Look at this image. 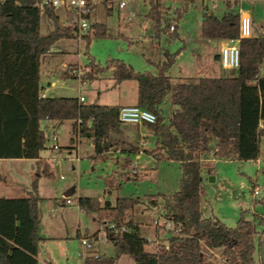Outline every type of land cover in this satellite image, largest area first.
<instances>
[{"label": "trees", "instance_id": "obj_1", "mask_svg": "<svg viewBox=\"0 0 264 264\" xmlns=\"http://www.w3.org/2000/svg\"><path fill=\"white\" fill-rule=\"evenodd\" d=\"M227 4L228 11L222 17L213 12L204 14L205 39L227 41L240 37L241 14L235 10L237 3ZM188 10L187 2L175 10V30L170 31V26L162 25L167 8L161 1L150 2L147 18L155 26L158 47L162 34L179 38L177 28ZM68 13L70 29L62 27L55 9L42 10L34 0L0 3V160L36 161L33 193L22 198L0 197V264H39L41 199L36 192L42 176L53 177L50 165L41 157L50 141L42 125L45 120L57 127L73 122L74 132L94 144L95 161L105 160L108 152L123 146L117 138L121 133L118 119L121 107L85 104L74 97L40 96L43 59L58 40L74 38L76 27L72 14ZM44 15L54 24V30L47 36L41 34ZM92 36L112 37L113 34L105 24L92 25V31L83 37L88 48ZM239 47L240 67L234 74L177 83L168 76V71L180 51H166L165 59L156 65L157 74L136 72L122 60L102 65L89 59L87 72L82 77L84 83L108 71H112L115 85L137 82L135 106L157 117L156 123L144 124L157 139L151 154L158 162L178 163L182 178L172 197L173 213L167 217L174 231L169 232L167 244L157 245L155 251L149 250L151 242L141 236L139 225L131 216L139 198H118L115 205H103L98 198H82L79 204L83 211L96 214L100 221L111 219L119 228H126L118 237L108 238L115 246V257H89L86 264H116L122 256H129L135 264H207L214 250H222L228 264H264V231L259 236L254 222L242 215L236 227L230 228L217 218H204L201 210L205 194L202 160L210 157L257 161L264 142L261 139L264 131L260 128V122L264 121V77L260 76L264 36L241 39ZM169 92L177 109L166 120L160 106ZM132 180L140 179L129 174L122 179L123 182ZM115 182L118 183L116 179H109L108 188L114 187ZM258 202L264 207V199ZM206 248L212 254H205ZM257 251L259 261L255 258Z\"/></svg>", "mask_w": 264, "mask_h": 264}, {"label": "rangeland", "instance_id": "obj_2", "mask_svg": "<svg viewBox=\"0 0 264 264\" xmlns=\"http://www.w3.org/2000/svg\"><path fill=\"white\" fill-rule=\"evenodd\" d=\"M125 1L128 3L127 7L120 9L119 4L116 3L113 9L110 8L112 11L111 14L107 13L104 4H99L97 6L94 14L95 19L99 23L106 24L113 36H92L89 48H87V43L83 38L67 40L65 42V45H67L65 51L68 57L66 58L67 62L86 66L89 63V57H92L97 62L105 65L109 59H121L127 64H131L138 72L148 70L152 73H156V68L150 65L148 61H158L162 52L160 48L158 49L157 40L154 38V24L147 18L149 1ZM167 4L171 5L172 3L167 2ZM207 4L206 6L210 10H213L219 17L223 16L224 13L228 11V6L223 1L215 2V5L212 4V2ZM175 5L179 6L180 2L175 3ZM235 10L241 14L247 13L251 16L252 36H264V0H238V5ZM57 12L63 20L66 19L65 9L60 8ZM204 12L203 2L196 1L191 3L189 12L179 23L180 34L181 29H184L187 36L186 40L173 39L167 35H162L159 41L161 47L175 51L185 46H191L190 43L188 44L189 38L194 39L195 47L200 46L196 49H199L200 54L202 53L205 59L204 64L207 65L205 66V70L203 69L201 73H199L201 75H197L198 77L196 78L180 79V82L183 80L195 81L200 77L216 78L234 74L233 71H223V73L220 74L208 68V66H211V62L208 60L204 48L201 47V43H208V39L205 40L201 31ZM130 19L132 20L130 21ZM42 20L41 34L46 35V22L48 19L44 15ZM170 23L169 17L165 16L163 25H168ZM194 55L196 54H193L190 49L189 52L183 55L182 62L174 68L177 78L184 77V75H181L186 69L183 63ZM215 66H217L216 63ZM107 75H102V78L93 84H82L79 78L62 80V89L52 93L51 96L77 98L79 95H83L87 98L86 104L99 105L105 104L104 102L107 100H119L120 97H122V94L120 95L119 92H112L109 95L106 94L107 96H102L101 99L94 100V95L97 92L95 90L103 88L106 85L107 80L105 77H107ZM260 76L264 77V62ZM176 109V106L172 102V93L169 92L160 106L161 114L166 120H169ZM68 125H70V123H68ZM43 129L49 136L50 128L43 125ZM58 133L61 135L59 144L63 146L58 153L63 157V161L60 167H56L52 164L55 172L54 177L43 178L40 181V184L42 183L47 186L46 190L40 193V196L54 198L58 196L57 188L59 185L71 183L77 187L84 196H100L111 202H116L118 198H139L140 202L132 213L134 214L135 220L141 224V236L148 239L150 238L149 240L153 242L149 250L155 251L157 246L154 242H157L159 238L170 236V233L167 232L166 229L161 227L157 228L155 222L165 225L168 219L167 217L173 213L172 197L175 192L178 191L182 178L179 164L175 162H158L152 160L151 164L146 166V171L148 173L146 176H142L141 173L135 174L139 177V181L132 180L123 182L116 176L115 179L118 183L115 182L114 187L108 188L107 181L109 177L115 173L120 176V174L128 171V164L134 160V156L120 153L118 156V158H120L119 164L116 163L117 158L95 162L92 159V155H94L95 151L92 141L77 139L76 134L74 135V133H72L71 126H61ZM71 138L75 140V143H77L76 147L78 148H71ZM147 142V149L149 151L155 150L157 143L156 137L152 135L147 139ZM51 144L52 141L50 140L48 142V147ZM43 154L44 156H52V151L46 149ZM78 154L81 158L80 163L76 162V158L79 157ZM145 161L146 159L141 163H145ZM25 165L26 164H20L14 161H7L1 164L3 173L8 177V183L2 185L0 196L3 194L16 196L15 194H17L16 192L19 190L21 191L30 187L31 177L34 171H30ZM207 165L212 166L211 163ZM213 174L216 178L214 182L210 180L207 172H205L204 175L203 187L205 189V194L202 199L203 217H217L226 226L234 228L243 215L245 220L252 221L257 225L259 236H262L264 224L263 226L261 225V218L264 217V207L259 204L258 201L264 199V142L261 145V154L257 161L243 162L237 159L219 160L214 164ZM129 175L134 176V174ZM61 176L64 177L63 180H61ZM255 188L260 189V194L257 197L254 194ZM22 194L26 195L27 193L24 192ZM153 196L159 200V208L155 207L153 203L155 198ZM58 198H60V194ZM47 201L49 203V200H45L44 202L46 203ZM77 209L78 208L75 206L72 210L77 211ZM132 213L131 216L133 217ZM83 217L84 220L82 222L81 233L83 236L87 234L89 239L92 236L91 232H93L94 228L98 227L99 230L102 229V223L104 221L114 222V220L111 219H105L101 221V223L97 220L94 222V219H96L95 215H84ZM72 219L78 221L77 216L74 218L72 217ZM85 228H89V231H86ZM74 234L75 240H73V242H78V238H76L78 237L76 235L77 233ZM94 245L96 248H101V256L111 258L116 254L114 244L106 239L104 233L100 234L98 240L95 239ZM213 253L214 254L207 260L208 264H228L223 256L222 250H214ZM255 258L257 261L260 260L258 251ZM117 264H135V262L129 256H122Z\"/></svg>", "mask_w": 264, "mask_h": 264}, {"label": "crops", "instance_id": "obj_3", "mask_svg": "<svg viewBox=\"0 0 264 264\" xmlns=\"http://www.w3.org/2000/svg\"><path fill=\"white\" fill-rule=\"evenodd\" d=\"M148 1H149L148 2L149 3V11H150V2H152V1H161L163 3V5L167 8V13L164 15V17L165 16L169 17L171 23L168 25H163V21H162L163 27H168V26L171 27L172 24H175V22L173 21L174 12L176 9L182 7L186 2L189 4V9H190L191 3H194L196 1L203 2L204 11H205L204 14L206 12H213L214 13V11L210 10L206 6V4L212 2V4L215 5V2H217L214 0H148ZM220 1L225 2L227 6H228L227 3H229V2H234V3H237V5H238V0H220ZM167 2L172 3V4L168 5ZM177 2H180L179 6L175 5V3H177ZM99 4H104L106 9H107V13L111 14L112 11L110 10V8L113 9L114 4H116V3H113L112 5H110L106 1H102V2L98 3L93 9V13H92V17H91L92 25L99 23L94 17L95 10ZM127 6H128V3L125 7H127ZM125 7H123V8H125ZM119 8L123 9L120 7V5H119ZM214 8H215V6H214ZM188 12H189V10H188ZM56 14L59 17V20H60L62 27L66 28V29L72 28L71 19H70L71 16L68 13V11H66V19L65 20H63L61 18V16L58 14L57 10H56ZM148 14H149V12H148ZM204 14H203V16H204ZM45 16L48 19V21L46 22L47 34L43 35V36L49 35L54 30L53 21L47 15H45ZM242 16H249L251 18V16L247 13L241 14V17ZM131 20L132 19H130V21ZM163 20H164V18H163ZM251 20H252V18H251ZM202 21H203V17H202ZM42 23H43V20H42ZM102 24H104V23H102ZM41 29H42V26H41ZM177 30L179 33V38H177V39H182L183 41H185L187 36L185 34L184 29H181V34L179 31V26H178ZM154 33L156 34L155 26H154ZM155 34H154V37H155ZM162 35H167L170 38H172L169 34H162ZM162 35H161V37H162ZM202 36H203V34H202ZM71 39H74V38H62V39L58 40L54 44V46L52 47L49 55L47 57H45L42 61V66H41V94H40V95H43L42 98L54 97V96H51L52 93L62 89V86H63V83H61L62 80H67L70 78L78 79L79 77H77L73 74L74 71H81V72L84 71L85 73L87 72L86 67L88 64L86 66H80L79 64H71V63L66 61V58H68V57H67L66 52H65L66 46H67V45H65L66 44L65 42L67 40H71ZM207 41H208V43H201L202 44L201 47L204 48V52L206 53L208 60L211 62V66L210 67L208 66L209 70H213V71L215 70V71H217V73H220V74H222L223 71H230V70L224 69L221 65V51H222V48L225 44V41H219V40H207ZM189 43L191 46L182 47L177 51L163 48L160 45H159V47L157 46L158 49L160 48V50L162 52L160 54V58H158L159 60L158 61L157 60L156 61H150V60L148 61L150 65H152L156 68V73H153V74H157L158 71H157L156 65L165 59V52L166 51H168L170 53H176V52L180 51V54L177 58V61L168 71V76L170 78H172L173 81H176L175 83H177L178 81H180V79H190V78H194V77L196 78V77H198L197 75H201L199 73H201V71L203 69L205 70V66H207L204 64L205 59L202 56V53L200 54L199 49H196V48H199L200 46L199 47L194 46V39L189 38L188 44ZM54 48H57V49H54ZM189 49L191 52H193V54H196V55H194L188 61H185L183 63L186 66L185 67L186 69L181 75H184V77L177 78L175 76L176 74H175L174 68L182 62L183 55L186 52H189ZM90 58H92V57H89V59ZM113 60H121V59H109V60H107V62L113 61ZM208 60H206V61H208ZM122 61H124V60H122ZM215 63L217 64V66H215ZM128 65H131V64H128ZM71 70H72V72H71ZM136 72H138V71H136ZM144 72H150V71L146 70ZM104 74L105 75L108 74L107 77H105V79L107 80V83L103 88H98L95 90L97 92L94 95V100L101 99L102 96H107V95L111 94L112 92H119L120 95L122 94V97H120L119 100H115V101H112V100L108 101L107 100L104 102L105 104H102V105L103 106L125 107V106H135L137 104V100H138V84H137V82L126 81V82H123L119 85H115L113 75H112V71H108V72L100 74L98 76V78L92 82H85L84 83L82 81V78H79V79H80L82 84H86V83L93 84L97 80H100L102 78V75H104ZM200 78H215V77H200ZM216 78H220V77H216ZM131 82H135V83H131ZM74 98H76V97H74ZM77 98H79V99L83 98L84 103L86 104L87 98L85 96L79 95ZM68 123H70V125H68ZM42 125H46L47 127L50 128V135L48 136L46 134L47 137L49 138V140H51L53 132H57V134L59 136V140H60L61 135L58 132H59V129L61 126H63V127L64 126H71L72 133H74V135L76 134L74 132V129H73V122H66L63 125L57 127L53 122L45 120L42 123ZM152 135H154L152 130L149 129L148 127L144 126V125L121 124V133L117 136V138L121 141L123 146H122V148H115V149L111 150L110 152H108L106 154V159L117 158L116 163L119 164L120 163V158H118L119 154L120 153H126L128 156L133 155L134 160L129 162V164H128L129 170L128 171L120 174V176L116 175V173H115L114 175H111L109 177V179H115V177L118 176L119 179H121V181H122V179L124 178V176L126 174L127 175L128 174H134L135 175L137 173H141L142 176H146L148 174L146 171L147 170L146 166L151 164L152 160H156L153 157V155L151 154V152L153 150L149 151L147 149V147H148L147 139L149 137H151ZM76 137H77V139L78 138L82 139V138H80V136L78 134H76ZM71 141H72V143H71L72 147L71 148H73V149L78 148V147H76L77 143H75V140L73 138H71ZM60 147L62 148L63 146L60 145ZM47 149H50L52 151V156H44V154H43L44 151H43L41 153V157L46 162H48V164L50 165L51 171H52L53 177H54L55 172L53 170L52 164H54V166H56V167H60L61 162L60 163H52L50 160H51V158L55 157L59 153L55 152L52 149V144L49 147L47 145ZM94 149H95V147H94ZM55 153H56V155H55ZM78 156H79V154H78ZM94 156H95V151H94V155H92V159ZM147 158H148V160H147ZM144 159H146L145 163H141ZM7 161H14L16 163L26 164L25 166L28 167L30 169V171L32 170V172L33 171L34 172L32 173L30 187H28L27 189H23L21 191L19 190L18 192H16L17 193V194H15L16 196H9L7 194H3L0 197L22 198V197H26L29 193H33L32 183L34 180V176L36 174V168H35L36 161H34V160H24V159H21V160H0V176L2 178V182L0 184V189H1L3 184L8 183V177L3 173L2 169H1V164L5 163ZM93 161H95V160H93ZM217 161H219V160L212 159L210 157L202 160L203 165L205 167V172H207L208 177L210 178V180L212 182H214L216 179L214 177L213 170H214V164ZM74 162H75V160H74ZM76 162H78V163L81 162L80 156L76 158ZM210 163L212 164V166L207 165ZM19 171H20V169H19ZM205 172L203 173V182H204ZM62 177L63 176H61V180H63ZM43 178H48V177L42 176L39 179L38 190L36 192L37 196L41 199V201L39 203V219H40L39 233H40L42 240L40 242V247H39L40 248L39 249V256H38L39 264H86L87 258L85 259L82 256L83 247L81 244V240L83 238H86V239H89V238H88L87 234L83 236L81 233L82 222L84 220L83 216L84 215H86V216L87 215H95L96 219H94V222L97 220L99 223H101V221L99 220V218L96 214L87 213V212L83 211L80 208L79 202L82 198H95V199L98 198L100 203L103 205L106 203H110L112 205H115L117 201L116 202H111L109 200L107 201L105 198L100 197V196L99 197L84 196L82 194V192H80V190L71 183L59 185V187L57 188V195L58 196H56L54 198H52V197L48 198L47 196L46 197L40 196V193H43L47 188V186L43 185L42 183H41L42 186L40 184V181ZM24 192L27 194L26 195L22 194ZM59 194H60V198H58ZM153 197L155 198L153 200L155 207L159 208V203H160L159 200L156 199L155 196H153ZM66 198L72 199L73 205H68L66 203ZM45 200H49V203H48V201L45 203L44 202ZM139 202H140V200H139ZM75 206L78 208L77 211L72 210L73 207H75ZM201 210H202V205H201ZM133 212H134V210H133ZM202 214H203V212H202ZM75 216H77L78 221H76V219H74V220L72 219V217L74 218ZM132 218L135 221V223H137L139 225V229L141 231V224L135 220L134 214H133ZM212 218H217V217L213 216ZM88 229L89 228H85L86 231H89ZM74 233H77L76 235L78 237H76V238H78V242L77 241L73 242V240H75V234ZM91 233H92V236L90 237V239L98 240L100 238L101 230H99L98 227H96V228H94L93 232H91ZM168 238H169V236H165L164 238H159V240L157 242H154V243H156V246L161 245V244H167ZM146 239H148V238H146ZM152 244H153V242H151V245ZM100 249H101L100 247L96 248L94 245V248L91 251L93 253V255L89 256V257H93L95 259H98L100 257L108 258L106 256H101ZM95 255L97 257H94ZM115 256H116V254H115ZM111 258H113V257H111ZM119 259H117L116 264L118 263Z\"/></svg>", "mask_w": 264, "mask_h": 264}, {"label": "built area", "instance_id": "obj_4", "mask_svg": "<svg viewBox=\"0 0 264 264\" xmlns=\"http://www.w3.org/2000/svg\"><path fill=\"white\" fill-rule=\"evenodd\" d=\"M7 0H0V3L5 2ZM37 4L44 10L46 7L53 8L58 10L60 8L65 9L66 11L70 12L73 16V26L76 27L74 32V38L81 39L89 32L92 31V22L91 17L93 13L94 7L102 2L106 1L110 5L113 3H118L121 8L127 5L125 0H34ZM220 1V0H214ZM251 27H252V20L249 16H242L241 17V27H240V37L238 39H232L225 41V44L221 51V65L224 69L234 71L239 69L240 67V41L241 39H247L252 37L251 35ZM171 31L175 30V24H172L170 27ZM73 74L79 78H82L85 75V72L81 71H74ZM43 97V95H40ZM81 102H84V99H80ZM118 119L121 124H133V125H144L147 124H154L157 121V117L155 114L150 112L149 110L143 109L138 106H125L121 107L118 113ZM79 123H82L80 120ZM260 128L264 131V121L260 122ZM262 141H264V135L262 136ZM52 149L55 152H59L61 147L59 144V136L57 132H53L52 134ZM52 163H60L63 161V157L59 154L56 157H53L50 160ZM63 179V177H62ZM254 194L257 197L260 194V189L255 188ZM66 203L68 205H73V201L70 198H66ZM157 228H164L168 232L174 231L173 224L167 220L165 225H161L159 222H155ZM126 228H119L115 222H108L104 221L102 223L101 233L105 234L106 239L109 237H118L120 232L125 231ZM100 233V234H101ZM94 241L93 239H86L83 238L81 240V244L83 247V258H88L92 256L93 253L91 252L94 248ZM205 254H212L208 248L205 249ZM94 257H97L96 255Z\"/></svg>", "mask_w": 264, "mask_h": 264}, {"label": "water", "instance_id": "obj_5", "mask_svg": "<svg viewBox=\"0 0 264 264\" xmlns=\"http://www.w3.org/2000/svg\"><path fill=\"white\" fill-rule=\"evenodd\" d=\"M262 253H263V255H264V243H263V247H262Z\"/></svg>", "mask_w": 264, "mask_h": 264}]
</instances>
